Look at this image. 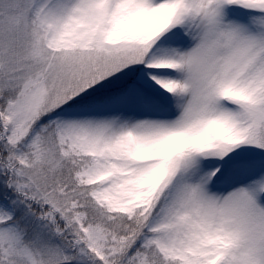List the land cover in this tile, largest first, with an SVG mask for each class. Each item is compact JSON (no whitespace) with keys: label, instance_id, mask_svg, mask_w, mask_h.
Here are the masks:
<instances>
[{"label":"snow or ice","instance_id":"6c2138e0","mask_svg":"<svg viewBox=\"0 0 264 264\" xmlns=\"http://www.w3.org/2000/svg\"><path fill=\"white\" fill-rule=\"evenodd\" d=\"M0 264H264V0H0Z\"/></svg>","mask_w":264,"mask_h":264}]
</instances>
